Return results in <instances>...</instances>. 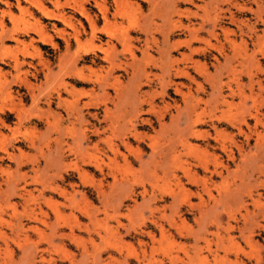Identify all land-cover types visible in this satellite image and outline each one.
Masks as SVG:
<instances>
[{
	"label": "rangeland",
	"instance_id": "rangeland-1",
	"mask_svg": "<svg viewBox=\"0 0 264 264\" xmlns=\"http://www.w3.org/2000/svg\"><path fill=\"white\" fill-rule=\"evenodd\" d=\"M0 264H264V0H0Z\"/></svg>",
	"mask_w": 264,
	"mask_h": 264
},
{
	"label": "bare ground",
	"instance_id": "bare-ground-1",
	"mask_svg": "<svg viewBox=\"0 0 264 264\" xmlns=\"http://www.w3.org/2000/svg\"><path fill=\"white\" fill-rule=\"evenodd\" d=\"M40 10H41V12H42L43 14H45V15H47V16L49 15V13L46 11V9H43V8L41 7ZM49 16H50V15H49ZM63 16H64V15L62 14V16L59 15V16H57V17H58V18H61V20H62V19H63ZM64 18H65V16H64ZM41 35H42V34H41ZM44 36H45V35H44ZM44 36H42V37H44ZM48 39H49V38L45 36V37L42 39V41H43V42H46ZM178 92H179V91H178ZM180 92H181V91H180ZM200 120H201V119H200ZM238 129H239V128H238Z\"/></svg>",
	"mask_w": 264,
	"mask_h": 264
}]
</instances>
